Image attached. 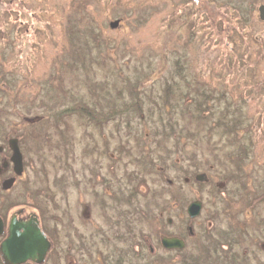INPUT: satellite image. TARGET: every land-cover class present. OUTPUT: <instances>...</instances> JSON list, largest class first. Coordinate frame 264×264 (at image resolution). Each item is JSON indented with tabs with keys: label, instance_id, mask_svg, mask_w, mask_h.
<instances>
[{
	"label": "rangeland",
	"instance_id": "374dc122",
	"mask_svg": "<svg viewBox=\"0 0 264 264\" xmlns=\"http://www.w3.org/2000/svg\"><path fill=\"white\" fill-rule=\"evenodd\" d=\"M206 1L0 0V114L14 126L22 122L34 188L50 193L44 203L60 231L65 224L97 244L119 245L125 240L115 232L129 224L145 237L146 255L163 237L156 216L169 215L166 231L186 236L188 224L213 236L230 231L249 263L264 264V199L247 205L264 192V25L249 0ZM212 1L221 14L203 16ZM224 3L247 9L239 14ZM135 82L140 112L132 106L102 129L78 113L55 114L71 102L122 106L134 100L128 86ZM200 100L209 108L203 119L194 105ZM235 151L243 154L238 170ZM192 172L211 181L195 184ZM232 172L238 179L225 180ZM168 179L179 189L168 192ZM157 190L163 195L156 193L154 204L148 198ZM131 191L134 208L152 204L150 225L139 212L124 215ZM196 199L201 211L185 222V206ZM228 203L242 205L241 214L226 215ZM186 243L184 254L201 253V242L187 235ZM130 245L140 250L132 239ZM211 253L200 264H216Z\"/></svg>",
	"mask_w": 264,
	"mask_h": 264
},
{
	"label": "flooded vegetation",
	"instance_id": "af4514ba",
	"mask_svg": "<svg viewBox=\"0 0 264 264\" xmlns=\"http://www.w3.org/2000/svg\"><path fill=\"white\" fill-rule=\"evenodd\" d=\"M212 2V4L206 3V9H203L204 15L219 16L222 9L216 5V1ZM225 3V6L235 12L238 11L239 14L241 12L244 13V10L247 9L244 5L240 6L235 3L226 5L227 3ZM247 6L251 7L255 21L264 25V0H249V5ZM216 30H218V27H216ZM262 32L264 34V26L262 27ZM18 115L22 118L24 116L21 112H18ZM21 123L14 126L10 121H7L6 117H2L0 114V264H139L132 260V253L133 256L136 255L139 258L144 256L145 261L142 264H169L166 263L165 258L170 256L171 260L174 258L178 259V253H181L187 244L186 236L190 234L193 237L197 234L192 230L191 225L188 224L186 236H179L176 233L175 235L167 236L179 238L183 243L181 247H163L161 238L166 236L164 235L158 239L157 246H152L153 249L157 250L146 249L147 253L144 255L146 244L143 247L137 245L140 250L131 249L129 224L122 227L123 230L126 229L124 230L125 232H121L122 230L115 232V234L119 233V237L125 240L120 242L119 245L112 244L110 241L106 243L108 245L97 244L95 239L90 241V239H85L80 234L75 235V229L66 230L63 222L65 229L60 231V226L57 225V222L54 224V219L58 218V216L53 213L50 215L51 212L44 203L45 200H50V193H47L46 189L35 190L34 188L33 174L36 172H29V167L32 165V155L26 154L25 150H23L24 134ZM16 146L21 154V165L15 158L14 148ZM11 227L17 230L19 236L27 229L38 231L40 236H43L46 246L43 249L32 250L31 256L20 260L23 255V250L19 249L21 245L8 244L7 239L9 238ZM231 227L236 228L233 224ZM230 234L231 232L227 231L213 237L210 241V256L208 258L211 257L212 250L217 259L216 264H251L248 262L245 252L242 254L238 252L237 241L234 237L230 238ZM75 236H77V239L73 240ZM256 241L258 248L262 249L259 243L263 241L261 239ZM216 242L219 243L218 246H215ZM163 250L164 252L166 251L164 255L155 253ZM202 258L203 255L198 256L199 264ZM177 263L184 264L183 259L177 260Z\"/></svg>",
	"mask_w": 264,
	"mask_h": 264
},
{
	"label": "trees",
	"instance_id": "16d2710c",
	"mask_svg": "<svg viewBox=\"0 0 264 264\" xmlns=\"http://www.w3.org/2000/svg\"><path fill=\"white\" fill-rule=\"evenodd\" d=\"M194 12V9L191 8ZM195 14V13H194ZM202 15L204 16V12L202 13ZM115 20H118V19H115ZM118 23H119V20H118ZM179 67V66H178ZM137 84L135 82V84H130L128 86V90L129 92L132 94V97H133V101H129V102H126L123 104L122 103V106H118V105H114V106H110L106 109H103V110H99V109H96L94 107H91L88 105V103H85V102H81L80 104L77 103V102H71L70 105L68 106H65L63 108L59 107L60 109H58L55 114L57 115V117L59 118H62L63 116L65 115H70V114H74V113H78L80 115V117H85L87 119V123H95V125H98V127L100 129H102V127L104 126V123L108 120H110L111 118H115L116 117H119V115H122L125 113L126 110L129 111V108H131L132 106L136 108V112H140V103L139 101H137L138 97L135 96L136 92H137ZM196 89L199 90L198 87H195ZM169 92V91H168ZM167 92V93H168ZM200 94L202 95V92H200ZM209 95V94H208ZM205 97V95H203ZM185 97L188 98V95H185ZM190 100H192V98H190ZM205 103V102H203ZM203 103H201V100L200 101H197V103L195 102V106H196V109H198V113L196 116H198L200 119H203L205 115H202L200 112H203V111H206V112H209V108L208 107H202ZM134 111V109H132ZM233 127V126H232ZM236 153H233V161L234 163H237V170L239 169V162L242 161V158H243V154L241 152H238V151H235ZM31 155V154H30ZM42 170V169H41ZM196 173V172H195ZM195 173L192 172V173H189V179L191 181H193V183L195 182V184H202L204 182L202 181H199L198 179H196L195 177ZM229 177L231 178H234L235 180L238 179L239 177V174H237L236 172H232L230 173V175L227 177H224V179H229ZM59 176L56 177V179H54V182L58 181L59 180ZM171 183V185L167 186L168 188V192H170V189L172 190L173 188L176 189H179L178 187V183L175 184V181H173L172 179H168ZM207 180H210V177L207 176ZM211 181V180H210ZM240 181V180H239ZM243 185V184H242ZM166 186V185H165ZM244 186V185H243ZM132 190H135V186L132 188ZM163 190V189H162ZM160 190V191H151V195L150 197L148 198V200H150V202H153L154 204L155 201L153 200V198H156V195L157 194H162L163 195V191ZM174 190V191H175ZM220 189H218L217 191H219ZM226 188H222L220 191H225ZM157 193V194H156ZM149 194V193H148ZM178 193H170V196H169V200H172V201H176L177 202V196ZM224 194V193H223ZM146 195V193L144 194ZM226 195V193L224 194ZM136 196V192L135 191H131L129 192L128 194H126V198L125 200L127 201L128 205H129V209L127 210L128 212V215L127 214H124L126 216H128V218L130 217V215L132 214V217L134 215H137L136 212H139L141 215H142V218L143 220L145 221L144 223L146 224H151L152 222V215L153 213L151 214V207H152V204H151V207L150 205L148 204V202H146L145 206L141 207V208H134V205H133V201L132 199ZM264 199V192L262 194H258V195H255V196H252V198H248L247 200V205L248 207L252 208V206H254V204L256 203V201H263ZM168 199H165L164 200V203L161 207L158 208V211L162 212V211H165V208L167 207L168 205V202H169ZM170 203V202H169ZM228 208H229V212L226 213V215H231L233 217H237L239 214H241V208H242V205L240 206V209L239 210H236V208L234 207L233 204H227ZM126 212V211H125ZM167 213V212H166ZM157 215V213H155ZM159 215V214H158ZM156 216L157 217V220L159 222H161L160 226V232H159V235H166V236H172V235H175V233H171L169 231H166L165 229H163V226L165 225H169V215L168 217L162 221L161 217L159 216ZM193 219L189 218L187 215L186 217L184 218V221L185 222H192ZM135 221V220H134ZM237 221L240 223L241 220L237 219ZM242 223V222H241ZM142 233V232H141ZM129 234H130V240H134V243L140 247H143L145 246V237L142 236L141 238H137L135 236V234H133L132 232L129 231ZM188 236L192 239L193 242L195 243H198V242H201V246H202V251L201 253L199 252V255H203V260H205L207 257L210 256V241L213 239L214 236H212V233L211 231H208V230H203V232L201 231H198V233L192 237V235L188 234ZM219 243L216 242V245L215 246H218ZM192 249L194 250V254L196 253V248L194 247V245L192 246ZM186 252V251H185ZM192 252V251H190ZM179 257H178V261L179 259H183V263L184 264H199V261H198V254H195V255H192L191 253H188L187 254H184V250L181 251V253H178ZM166 260V263H170L171 261V257L167 256L165 258Z\"/></svg>",
	"mask_w": 264,
	"mask_h": 264
},
{
	"label": "water",
	"instance_id": "95a60500",
	"mask_svg": "<svg viewBox=\"0 0 264 264\" xmlns=\"http://www.w3.org/2000/svg\"><path fill=\"white\" fill-rule=\"evenodd\" d=\"M110 27L117 26L118 20H112L110 21ZM15 152V158H17L18 163L21 165V154L18 150L17 146L14 148ZM196 179L199 181H205L207 180V175L198 173L195 174ZM201 205L202 201L200 199H196L194 201H191L186 206V212L189 218H195L201 211ZM8 244H14V246H20L19 249L23 250V255L20 258H26L27 256H31V251L35 250L37 248L43 249L46 246V242L43 238V236H40V233L38 231L27 229L22 234H18L17 230L13 227H11L10 233H9ZM161 244L163 247L166 248H176L181 247L183 245L182 241L179 238L175 237H167L164 236L161 238Z\"/></svg>",
	"mask_w": 264,
	"mask_h": 264
}]
</instances>
